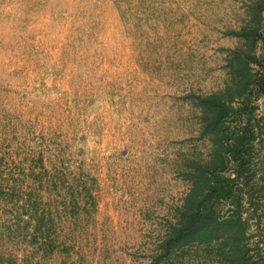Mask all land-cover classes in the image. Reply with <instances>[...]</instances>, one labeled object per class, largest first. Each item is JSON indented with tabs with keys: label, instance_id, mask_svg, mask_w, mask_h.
Segmentation results:
<instances>
[{
	"label": "rangeland",
	"instance_id": "1",
	"mask_svg": "<svg viewBox=\"0 0 264 264\" xmlns=\"http://www.w3.org/2000/svg\"><path fill=\"white\" fill-rule=\"evenodd\" d=\"M194 193L245 231L162 264H264V0H0V264H156Z\"/></svg>",
	"mask_w": 264,
	"mask_h": 264
},
{
	"label": "trees",
	"instance_id": "2",
	"mask_svg": "<svg viewBox=\"0 0 264 264\" xmlns=\"http://www.w3.org/2000/svg\"><path fill=\"white\" fill-rule=\"evenodd\" d=\"M208 114H213V117L207 121V126L213 132L220 134V125L222 120L230 114V110L227 109L224 101L211 102L207 100L204 103ZM249 136V137H248ZM253 134L247 133L246 135H238L236 140V146L231 145V151L226 147V144L231 141L228 140L225 143L219 142V145L225 153H234L235 161H237L238 166V178L235 179H225L218 177L216 182L205 177L204 185L206 187L205 192L208 197L217 199L218 201L222 200H235L236 204H239V199L241 195L239 193V182L242 177L248 174V166L250 161L247 160L245 155H248L249 146H251V138ZM228 150V151H226ZM223 165L227 166V163L222 160ZM245 179L247 177H244ZM249 186L248 182H246ZM197 189V187H196ZM189 210H186V213L182 215V219L179 223L173 225L170 228L167 239L162 243L161 253L154 259L156 264H162V262L167 261L171 263L176 256L179 255V252L184 247H189L193 244L195 239L199 237L206 236L208 234H223L230 235L231 238L238 234H243L245 229L241 223H237L233 219L221 220L220 217L217 218L216 211L214 208L210 213L203 211L200 201V195L195 193L190 197ZM197 201V202H193ZM208 213V215H206ZM237 248L239 245H235ZM236 249V248H235ZM237 250V249H236ZM238 256L235 257L233 264H248L246 261V256L238 251Z\"/></svg>",
	"mask_w": 264,
	"mask_h": 264
}]
</instances>
